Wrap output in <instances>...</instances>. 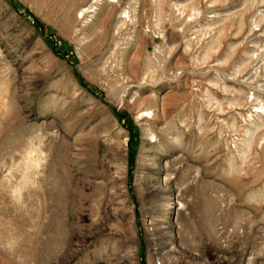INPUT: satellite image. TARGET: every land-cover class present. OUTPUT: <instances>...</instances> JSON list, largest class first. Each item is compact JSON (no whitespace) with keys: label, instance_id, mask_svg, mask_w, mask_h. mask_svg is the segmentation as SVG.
Here are the masks:
<instances>
[{"label":"rangeland","instance_id":"1","mask_svg":"<svg viewBox=\"0 0 264 264\" xmlns=\"http://www.w3.org/2000/svg\"><path fill=\"white\" fill-rule=\"evenodd\" d=\"M0 264H264V0H0Z\"/></svg>","mask_w":264,"mask_h":264}]
</instances>
